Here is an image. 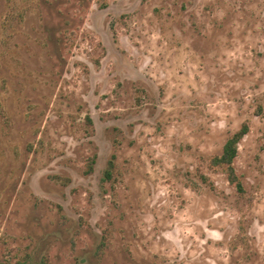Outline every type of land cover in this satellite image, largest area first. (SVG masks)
Listing matches in <instances>:
<instances>
[{
    "label": "rangeland",
    "instance_id": "1",
    "mask_svg": "<svg viewBox=\"0 0 264 264\" xmlns=\"http://www.w3.org/2000/svg\"><path fill=\"white\" fill-rule=\"evenodd\" d=\"M0 264H264V0H0Z\"/></svg>",
    "mask_w": 264,
    "mask_h": 264
},
{
    "label": "trees",
    "instance_id": "2",
    "mask_svg": "<svg viewBox=\"0 0 264 264\" xmlns=\"http://www.w3.org/2000/svg\"><path fill=\"white\" fill-rule=\"evenodd\" d=\"M249 125L247 123L242 124L241 128L235 132L224 144L223 153L220 156H216L214 161L217 164H225L231 169L229 172L231 175L234 173L233 160L237 153L238 142L248 132ZM108 172V171H107Z\"/></svg>",
    "mask_w": 264,
    "mask_h": 264
}]
</instances>
